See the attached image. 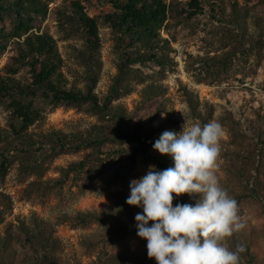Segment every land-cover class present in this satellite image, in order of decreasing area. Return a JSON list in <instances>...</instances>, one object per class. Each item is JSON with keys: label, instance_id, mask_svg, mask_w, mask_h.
<instances>
[{"label": "rangeland", "instance_id": "374dc122", "mask_svg": "<svg viewBox=\"0 0 264 264\" xmlns=\"http://www.w3.org/2000/svg\"><path fill=\"white\" fill-rule=\"evenodd\" d=\"M69 1L52 0L44 18L31 10L22 17L33 18L32 32L55 40L59 87L93 94L106 112L89 102L53 106L41 94L20 98L33 100L41 117L18 137L10 131V102L0 100V162L8 158L0 174V264L35 260L26 234L51 236L54 244L46 241L40 248L53 255L49 264H156L147 256V241L137 236L135 216L142 209L126 199L130 182L155 166L149 158L174 166L152 145L165 131H182L185 121H214L223 128L216 175L244 224L224 244L233 251L243 247L239 264H264V0H199L203 12L195 17H188L189 0H164L170 11L153 51L156 59L131 47L104 19L112 13L106 1L81 0L98 27L100 47L92 53ZM4 4L0 75L26 86L32 77L20 65L24 37H10L19 9L14 0ZM138 52L147 59L131 62ZM123 128L137 130L140 143L122 139ZM53 132L63 143L85 146L53 151ZM140 146L146 154L136 151L131 159ZM176 198L194 204L198 194ZM89 214L102 222L77 224V216Z\"/></svg>", "mask_w": 264, "mask_h": 264}, {"label": "clouds", "instance_id": "9594fccd", "mask_svg": "<svg viewBox=\"0 0 264 264\" xmlns=\"http://www.w3.org/2000/svg\"><path fill=\"white\" fill-rule=\"evenodd\" d=\"M224 135L217 122L185 121L182 131H165L152 145L174 166L158 170L150 165L130 182L126 203L142 209L135 216L137 236L147 241V256L156 264H239L243 247L233 251L224 244L244 227L236 200L216 175ZM173 194H198V199L173 206Z\"/></svg>", "mask_w": 264, "mask_h": 264}, {"label": "trees", "instance_id": "16d2710c", "mask_svg": "<svg viewBox=\"0 0 264 264\" xmlns=\"http://www.w3.org/2000/svg\"><path fill=\"white\" fill-rule=\"evenodd\" d=\"M52 0H14V6L19 9L17 15V23L12 29L10 37L12 39H22L24 47L23 56L20 59V65L28 67L32 82L29 85H20L15 82L10 76L0 75V100H9L11 109L12 123L10 131L12 135L21 137L30 127H32L39 119L40 113L33 108V100L22 102L20 98H35L38 94L49 101L53 106L57 105H73L81 102H89L93 108L103 110L105 107H99L96 97L91 93H81L64 91L59 87V83L54 80L57 77L58 71L61 67V59L56 49L55 40L46 33L32 32L33 18L27 16L22 17V13H27V10L33 11L36 15L43 18L47 13V5ZM111 7L112 13L105 15L104 19L115 25L127 39L128 44L138 49L142 47L145 52H150L151 59H156V49L158 43L159 32L167 21L169 7L164 0H104ZM217 3L219 0H213ZM216 4H211L214 8ZM189 11L188 17H195L203 12V2L199 0H189L186 5ZM4 0H0V11H4ZM68 9L77 16L78 22L86 34V43L92 53H96L100 47V40L98 37V27L95 19L90 18L82 5L81 0H70ZM21 10V11H20ZM29 12V11H28ZM185 13V12H183ZM0 21L2 18L0 15ZM5 37L1 34L0 38V56L5 51L3 40ZM145 52H138L136 58L131 62H143L146 60ZM154 53V54H153ZM16 70L10 72L14 74ZM120 131V130H119ZM118 134L123 138H134L140 143L141 138L139 132H128L125 128L121 129ZM54 138L55 148L53 151L67 152L72 150H79L84 147V144H77L71 146L68 143H63L62 137L58 132L50 134ZM2 136L0 135V140ZM103 140H96L94 143H101ZM264 144V142H263ZM139 151L141 154H146V150L141 146L134 150L130 158L133 159L135 152ZM148 157V156H146ZM151 159L156 169L164 170L170 167V163L164 161L162 158L152 157ZM8 165V158L4 157L0 162V174L6 172ZM78 169H82V163L77 165ZM184 204V202L177 200L174 196L173 204ZM76 222L79 225H87L90 222H102V219L95 215H79L76 217ZM37 237V240H36ZM48 238V237H47ZM37 241L36 243L34 241ZM46 241L54 244L51 236L49 240L43 238L41 235L26 234L25 243L30 246L31 251L37 254L33 262L26 264H49L53 262V255L45 252L43 245ZM6 248L5 244H2ZM39 247V248H38Z\"/></svg>", "mask_w": 264, "mask_h": 264}]
</instances>
